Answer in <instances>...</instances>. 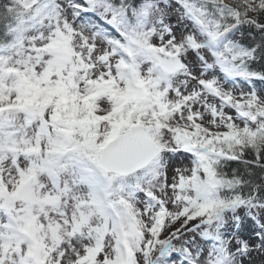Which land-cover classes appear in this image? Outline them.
<instances>
[{"label": "snow or ice", "instance_id": "snow-or-ice-1", "mask_svg": "<svg viewBox=\"0 0 264 264\" xmlns=\"http://www.w3.org/2000/svg\"><path fill=\"white\" fill-rule=\"evenodd\" d=\"M0 264H264V0H0Z\"/></svg>", "mask_w": 264, "mask_h": 264}]
</instances>
